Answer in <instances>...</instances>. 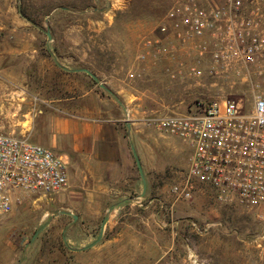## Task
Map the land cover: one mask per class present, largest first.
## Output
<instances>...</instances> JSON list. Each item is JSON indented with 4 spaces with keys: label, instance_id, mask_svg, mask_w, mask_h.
<instances>
[{
    "label": "rangeland",
    "instance_id": "obj_1",
    "mask_svg": "<svg viewBox=\"0 0 264 264\" xmlns=\"http://www.w3.org/2000/svg\"><path fill=\"white\" fill-rule=\"evenodd\" d=\"M176 1L0 0V133L36 143L45 115L85 116L121 137L129 162L122 182L74 168L58 192L18 193L0 218V264H264L256 213L215 205L206 192L190 203L168 193L188 148L151 123L196 101L248 97L250 80L235 60L213 61L218 37L144 46ZM242 10L235 20L251 16L253 31L264 32V0H245Z\"/></svg>",
    "mask_w": 264,
    "mask_h": 264
},
{
    "label": "built area",
    "instance_id": "obj_2",
    "mask_svg": "<svg viewBox=\"0 0 264 264\" xmlns=\"http://www.w3.org/2000/svg\"><path fill=\"white\" fill-rule=\"evenodd\" d=\"M244 1L177 0L157 27L160 36L154 34L144 46L151 50L169 38L201 43L218 37L212 59L242 65L250 78L248 97L196 101L186 113L151 124L188 148L187 164L168 189L173 203H190L206 192L215 205L240 207L264 222V32L253 31L251 16L235 20ZM67 184L61 156L25 136L0 133V218L19 202L18 193L48 195Z\"/></svg>",
    "mask_w": 264,
    "mask_h": 264
},
{
    "label": "crops",
    "instance_id": "obj_3",
    "mask_svg": "<svg viewBox=\"0 0 264 264\" xmlns=\"http://www.w3.org/2000/svg\"><path fill=\"white\" fill-rule=\"evenodd\" d=\"M47 123L33 128L35 142L41 144L61 156L67 164L68 179L72 171L78 168L81 173L103 183L125 181L129 162L126 151L121 149L123 141L120 136L107 133L111 129L93 118L63 114V112L45 115ZM63 152L58 154L57 152ZM77 154L80 160L69 157ZM119 193V192H118ZM124 201V198L118 203ZM87 204V199H82ZM113 241H118L114 238Z\"/></svg>",
    "mask_w": 264,
    "mask_h": 264
},
{
    "label": "water",
    "instance_id": "obj_4",
    "mask_svg": "<svg viewBox=\"0 0 264 264\" xmlns=\"http://www.w3.org/2000/svg\"><path fill=\"white\" fill-rule=\"evenodd\" d=\"M80 71L86 73V74L89 75L91 78H93L94 80H96V76H95L93 73H91L89 70H87V69H81ZM101 87H102L103 89H106L105 86H103V85H101ZM107 91H108L110 94H112L109 90H107ZM126 127H127V129H129V124H126ZM131 149H132V151H133V155H134V157H135L136 166H137V169H138L139 175H140V177H141V180H142L143 185H144V188H145V179H144V175H143V171H142V168H141L140 161H139V159H138V157H137V155H136V152H135L133 146H131ZM60 214L70 215V216L73 217V219H76V216H75V215H72L70 212L62 211V212H60ZM104 224H105V220L102 221V223H101V227H100V235L103 233Z\"/></svg>",
    "mask_w": 264,
    "mask_h": 264
}]
</instances>
